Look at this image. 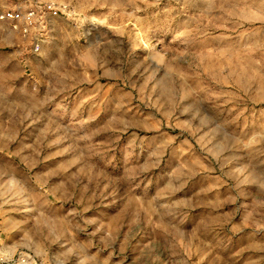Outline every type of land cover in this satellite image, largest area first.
<instances>
[{
  "label": "rangeland",
  "instance_id": "1",
  "mask_svg": "<svg viewBox=\"0 0 264 264\" xmlns=\"http://www.w3.org/2000/svg\"><path fill=\"white\" fill-rule=\"evenodd\" d=\"M37 1L0 21V264H264V0Z\"/></svg>",
  "mask_w": 264,
  "mask_h": 264
},
{
  "label": "built area",
  "instance_id": "2",
  "mask_svg": "<svg viewBox=\"0 0 264 264\" xmlns=\"http://www.w3.org/2000/svg\"><path fill=\"white\" fill-rule=\"evenodd\" d=\"M6 2V3H5ZM10 0H0V21L10 30L28 36L35 30L43 29L48 17L64 16L60 7L54 2L41 3L37 0H24V2L10 5ZM8 3V4H7ZM35 51L40 49V43H34ZM27 261L23 258L21 263Z\"/></svg>",
  "mask_w": 264,
  "mask_h": 264
}]
</instances>
